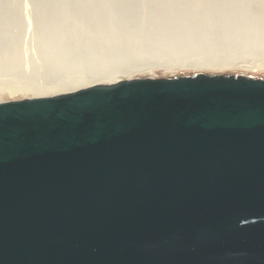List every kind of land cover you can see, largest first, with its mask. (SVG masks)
<instances>
[{
  "label": "water",
  "instance_id": "95a60500",
  "mask_svg": "<svg viewBox=\"0 0 264 264\" xmlns=\"http://www.w3.org/2000/svg\"><path fill=\"white\" fill-rule=\"evenodd\" d=\"M0 264H264V80L0 103Z\"/></svg>",
  "mask_w": 264,
  "mask_h": 264
},
{
  "label": "bare ground",
  "instance_id": "6f19581e",
  "mask_svg": "<svg viewBox=\"0 0 264 264\" xmlns=\"http://www.w3.org/2000/svg\"><path fill=\"white\" fill-rule=\"evenodd\" d=\"M245 60L264 0H0V103Z\"/></svg>",
  "mask_w": 264,
  "mask_h": 264
},
{
  "label": "rangeland",
  "instance_id": "374dc122",
  "mask_svg": "<svg viewBox=\"0 0 264 264\" xmlns=\"http://www.w3.org/2000/svg\"><path fill=\"white\" fill-rule=\"evenodd\" d=\"M237 62L235 64L222 66V67H213V68H192V67H176L173 70H167L164 68H156L152 70L154 79L166 78L171 79L178 76L189 77L193 74H203V75H240L246 78H259L264 80V60L258 62L256 65L251 61L246 62ZM167 70V71H166ZM163 74V75H162ZM166 75V76H165Z\"/></svg>",
  "mask_w": 264,
  "mask_h": 264
}]
</instances>
